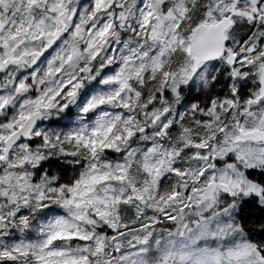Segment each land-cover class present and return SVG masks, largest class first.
<instances>
[{
  "label": "snow or ice",
  "instance_id": "1",
  "mask_svg": "<svg viewBox=\"0 0 264 264\" xmlns=\"http://www.w3.org/2000/svg\"><path fill=\"white\" fill-rule=\"evenodd\" d=\"M0 264H264V0H0Z\"/></svg>",
  "mask_w": 264,
  "mask_h": 264
},
{
  "label": "rangeland",
  "instance_id": "2",
  "mask_svg": "<svg viewBox=\"0 0 264 264\" xmlns=\"http://www.w3.org/2000/svg\"><path fill=\"white\" fill-rule=\"evenodd\" d=\"M82 3H87V0H82Z\"/></svg>",
  "mask_w": 264,
  "mask_h": 264
}]
</instances>
